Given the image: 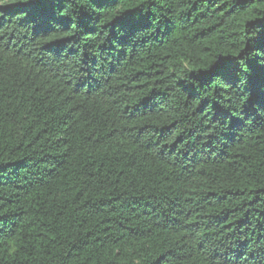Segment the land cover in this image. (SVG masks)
Masks as SVG:
<instances>
[{
  "label": "trees",
  "instance_id": "1",
  "mask_svg": "<svg viewBox=\"0 0 264 264\" xmlns=\"http://www.w3.org/2000/svg\"><path fill=\"white\" fill-rule=\"evenodd\" d=\"M0 264H264V0H0Z\"/></svg>",
  "mask_w": 264,
  "mask_h": 264
}]
</instances>
